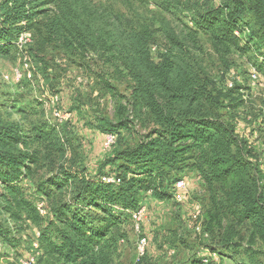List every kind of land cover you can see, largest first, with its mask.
<instances>
[{
	"label": "trees",
	"instance_id": "1",
	"mask_svg": "<svg viewBox=\"0 0 264 264\" xmlns=\"http://www.w3.org/2000/svg\"><path fill=\"white\" fill-rule=\"evenodd\" d=\"M157 5L181 26L164 18L158 27L137 23L115 0H0V57L26 53L48 84L59 78L50 72L61 57L94 77L99 100L115 103L113 117L95 111L86 122L117 136L97 168L66 158L68 137H78L71 120L63 127L41 119L28 127L0 124L1 213L41 230L40 264H113L146 195L173 200L174 184L189 173L203 183L200 245L219 256L217 264H264V139L238 133L248 90L224 81L237 56L255 53L263 65L255 69L264 71V0ZM24 33L32 41L20 50ZM158 37L164 50L153 54ZM202 37L219 78L200 61ZM83 108L76 109L82 114ZM123 131L136 144L120 145ZM107 175L116 182H104ZM27 181L44 198L47 217L26 197ZM7 234L0 224V242L17 247ZM186 261L205 264L197 254Z\"/></svg>",
	"mask_w": 264,
	"mask_h": 264
},
{
	"label": "rangeland",
	"instance_id": "2",
	"mask_svg": "<svg viewBox=\"0 0 264 264\" xmlns=\"http://www.w3.org/2000/svg\"><path fill=\"white\" fill-rule=\"evenodd\" d=\"M160 0H115L116 9L133 18L137 23L153 24L159 26L161 18L171 20L176 26L181 24L173 16L162 12L157 5ZM206 1V0H204ZM218 4L219 0H209ZM181 16V15H179ZM180 18H184L182 15ZM189 26L192 24L187 19ZM249 33V31H247ZM154 45L158 50H164L165 42L161 37L157 38ZM205 49V57H201V63L215 78L221 77L217 61L212 54L211 48L204 37L201 38ZM24 50V49H23ZM29 56L18 54L8 57H0V124L10 125L19 123L25 127L34 124L40 119L51 124H62L56 121L54 113L63 112L70 114V120L78 122L76 127V139L71 137L72 148L66 153L67 159H78L86 166L97 168L102 160L110 155L104 149L105 133L88 127L86 122L93 119L97 111L105 116L113 117L115 103L110 97L99 100L95 92L96 81L92 75L83 73L76 67H69L61 57H56L54 63L59 68L51 71L53 76L59 77L48 84L41 74L35 75L34 65L29 62ZM263 66L260 58L255 53L243 57H235L234 64L225 76L224 81L235 80L239 77L238 85L248 90L244 111H241V118L237 116L238 133L252 140L255 137L264 139V116H258L264 109V71L260 70L258 80L250 81V73L255 67ZM264 70V68H261ZM16 72L22 77L18 79ZM83 79L85 84H80L78 79ZM50 86L53 88L51 89ZM121 93H125L123 85H119ZM83 105V112L77 111V106ZM32 110L37 115L33 116ZM27 111V112H26ZM26 116H28L26 120ZM70 123V122H69ZM64 125V124H63ZM69 136V134H68ZM119 144L133 145L138 138L123 131L118 133ZM135 138V139H134ZM261 140V141H262ZM262 150H264L262 148ZM191 174V173H189ZM197 176V175H196ZM108 177V175L106 176ZM105 177V178H106ZM186 178L189 183L196 180L188 174L180 179ZM179 179V180H180ZM178 181V180H177ZM197 183V181H195ZM31 181L24 182L26 197L33 201L36 206L45 203L44 198L35 195L34 186ZM197 189L190 191V199L177 201L175 197L171 201L160 202L148 195L143 199L142 206H145L147 213L143 220L138 223L139 231L134 226L126 227L128 239L120 246L118 255L114 258L113 264H185L187 259L196 254H201L205 249L200 245V234L196 228L201 223L196 218L197 205L202 207L198 201L201 192ZM1 191V189H0ZM36 196V197H35ZM150 196V198H149ZM160 202V203H158ZM162 203V205H161ZM1 204V199H0ZM135 213V212H134ZM133 213V214H134ZM8 220L0 209V224L9 231L7 234L12 240H16V246L4 245L0 242V264H30L31 258L36 259L35 264H40L42 250L38 238L41 230L34 226L13 223ZM146 237L148 240L144 254L139 250V241ZM187 243L189 249L183 247ZM38 245V248L36 247ZM16 248V249H15ZM264 254V248H262ZM201 256V259L208 258L212 264L220 262L219 256ZM264 260V255L262 257ZM226 264H235L233 261H224Z\"/></svg>",
	"mask_w": 264,
	"mask_h": 264
},
{
	"label": "built area",
	"instance_id": "3",
	"mask_svg": "<svg viewBox=\"0 0 264 264\" xmlns=\"http://www.w3.org/2000/svg\"><path fill=\"white\" fill-rule=\"evenodd\" d=\"M32 41V36L30 33H24L20 36L19 41H18V47L20 48V50H22L25 46H27L29 43H31ZM157 52V47L153 46L152 47V53L156 54ZM16 77L18 79H20L22 77V75L19 72H16ZM259 77V73L256 69H253L250 73L249 79L251 82L255 83L258 80ZM236 81L239 80V77L233 78ZM235 80H228L226 85L228 88H232L234 85ZM80 84H85V81L83 79H78ZM54 117L56 119L57 122L59 123H64L67 122L68 120H70V114L67 113H63V112H55L54 113ZM117 142V136L113 135V134H105L104 136V149L107 152H111L113 150V148L115 147ZM104 182L107 183H115L116 179L113 176H109L103 179ZM174 191H175V199L177 201H186L187 199L190 198V183L189 181L184 178V179H180L178 181H176V183L174 184ZM37 209L40 213L41 216L43 217H47L49 215L48 213V209L46 207L45 203H39L37 204ZM196 209V218H198V220H201V209L200 206L197 205L195 207ZM147 213V209L145 206H142L139 208V210L137 212H135L133 214V220L136 222V228L137 231H139V225L138 223L141 222L144 218V216ZM196 230L200 233L201 232V223L197 226ZM148 240L146 237L141 238L139 241V250L142 252V254H144L145 252V248L147 246ZM36 247L38 248V245H36ZM212 257H216V254H213L211 256ZM203 262L205 264L210 262V259L208 258H204ZM36 263V259L34 257L31 258L30 264H35Z\"/></svg>",
	"mask_w": 264,
	"mask_h": 264
},
{
	"label": "crops",
	"instance_id": "4",
	"mask_svg": "<svg viewBox=\"0 0 264 264\" xmlns=\"http://www.w3.org/2000/svg\"><path fill=\"white\" fill-rule=\"evenodd\" d=\"M97 93V92H96ZM73 122H74V120H73ZM74 124L75 125H78L79 126V124H78V122H74ZM92 168H95V167H92ZM188 176L190 177V178H193V177H196V180L195 181H197V183L194 181V180H191L190 181V191L191 192H194V191H196V189H197V184H198V191L199 192H201L202 191V189H203V183H202V181L199 179V177L198 176H196V174L195 173H191V174H188ZM195 193V192H194ZM148 195H146V197H147ZM149 198H150V196H149ZM190 199V198H189ZM160 202H162V201H160ZM160 202H158V203H160ZM161 205H162V203H161ZM208 253H209V250H203V252L201 253V254H197V256L198 257H201V256H205V255H208ZM211 255V254H210ZM212 256V255H211ZM204 260V259H203Z\"/></svg>",
	"mask_w": 264,
	"mask_h": 264
}]
</instances>
